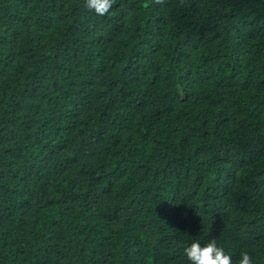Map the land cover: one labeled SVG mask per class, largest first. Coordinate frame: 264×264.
<instances>
[{"label":"trees","instance_id":"1","mask_svg":"<svg viewBox=\"0 0 264 264\" xmlns=\"http://www.w3.org/2000/svg\"><path fill=\"white\" fill-rule=\"evenodd\" d=\"M0 0V264H264V0Z\"/></svg>","mask_w":264,"mask_h":264},{"label":"clouds","instance_id":"2","mask_svg":"<svg viewBox=\"0 0 264 264\" xmlns=\"http://www.w3.org/2000/svg\"><path fill=\"white\" fill-rule=\"evenodd\" d=\"M155 3L162 4L163 0H155ZM114 6H118L117 0H84V7L99 17L110 15ZM183 253L190 264H233L232 256L218 244L217 239H211L203 246L194 239ZM239 264H253L251 255L242 252Z\"/></svg>","mask_w":264,"mask_h":264}]
</instances>
